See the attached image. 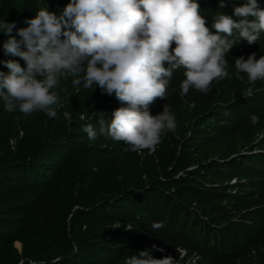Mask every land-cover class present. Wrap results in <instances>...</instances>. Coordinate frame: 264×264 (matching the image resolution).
<instances>
[{
  "label": "trees",
  "instance_id": "16d2710c",
  "mask_svg": "<svg viewBox=\"0 0 264 264\" xmlns=\"http://www.w3.org/2000/svg\"><path fill=\"white\" fill-rule=\"evenodd\" d=\"M243 2L197 0L213 32L215 15L237 19L233 9ZM67 3L0 0V19L15 22L11 34L0 30V71L8 73V60L26 68L5 53L9 35L20 39L17 30L41 8L59 15ZM237 42L226 57L229 76L207 94L181 96L183 69L174 71L166 99L149 111L167 103L177 126L152 154L125 151L106 135L88 139L87 124L98 131L101 118L126 106L98 86L62 79L67 92L55 118L9 113L0 100V264H124L145 249L176 264H264V152H252L264 134V81L245 98L234 66L264 55V33L253 45ZM157 222L164 226L153 229Z\"/></svg>",
  "mask_w": 264,
  "mask_h": 264
},
{
  "label": "clouds",
  "instance_id": "9594fccd",
  "mask_svg": "<svg viewBox=\"0 0 264 264\" xmlns=\"http://www.w3.org/2000/svg\"><path fill=\"white\" fill-rule=\"evenodd\" d=\"M233 15L237 19L218 12L213 32L197 0H69L59 15L41 8L25 21L27 27L17 30L20 39L9 35L3 43L5 53L20 57L26 68L15 60L3 62L9 71H0V100L9 113L29 117L43 112L55 118L60 92H67L62 79L71 77L77 88L98 86L126 106L115 109L107 122L101 118L98 131L87 124L88 139L106 135L127 145L125 151L152 154L162 136L177 126L167 103L156 115L149 111L157 98L166 99L174 71L183 69L181 96L190 89L207 94L214 82L229 76L226 57L237 40L260 42L264 8L258 0H244ZM13 28L15 22L0 19V30L11 34ZM234 66L235 78L248 85L244 97H251L256 82L264 81V55L238 57ZM250 121L258 124L259 117L253 114ZM163 226L157 222L152 227ZM124 264H176V259L154 258L145 249L126 257Z\"/></svg>",
  "mask_w": 264,
  "mask_h": 264
},
{
  "label": "rangeland",
  "instance_id": "374dc122",
  "mask_svg": "<svg viewBox=\"0 0 264 264\" xmlns=\"http://www.w3.org/2000/svg\"><path fill=\"white\" fill-rule=\"evenodd\" d=\"M260 4H264L263 0H259ZM261 145L257 146L254 150H252V152H258V153H262L264 152V134H262L260 142ZM19 246V245H18Z\"/></svg>",
  "mask_w": 264,
  "mask_h": 264
},
{
  "label": "bare ground",
  "instance_id": "6f19581e",
  "mask_svg": "<svg viewBox=\"0 0 264 264\" xmlns=\"http://www.w3.org/2000/svg\"><path fill=\"white\" fill-rule=\"evenodd\" d=\"M18 245H19V243H18Z\"/></svg>",
  "mask_w": 264,
  "mask_h": 264
}]
</instances>
